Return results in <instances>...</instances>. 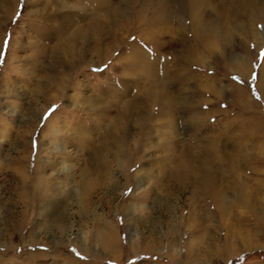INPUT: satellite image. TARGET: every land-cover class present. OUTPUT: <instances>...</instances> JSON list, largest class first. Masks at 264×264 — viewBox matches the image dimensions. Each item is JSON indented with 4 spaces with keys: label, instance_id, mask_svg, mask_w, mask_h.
<instances>
[{
    "label": "rangeland",
    "instance_id": "374dc122",
    "mask_svg": "<svg viewBox=\"0 0 264 264\" xmlns=\"http://www.w3.org/2000/svg\"><path fill=\"white\" fill-rule=\"evenodd\" d=\"M91 1L0 0V264H264V1Z\"/></svg>",
    "mask_w": 264,
    "mask_h": 264
},
{
    "label": "bare ground",
    "instance_id": "6f19581e",
    "mask_svg": "<svg viewBox=\"0 0 264 264\" xmlns=\"http://www.w3.org/2000/svg\"><path fill=\"white\" fill-rule=\"evenodd\" d=\"M94 1V4H95V7L93 8L92 7V12H94V14H95V16L96 15H98V13L100 12V10H102V11H107V12H109L110 10H112L111 9V6H110V3H109V1L110 0H93ZM145 1H147V2H150V3H152V5H154L155 7V9H152L153 11L155 10V14H156V17H158V18H163V17H167V18H169V20L170 21H172V18H173V16H175L176 14L174 13V11H173V9L171 8V3H170V0H157L158 1V3L159 4H157L155 1H152V0H145ZM241 0H236L235 2H237V3H239ZM244 1H246V0H244ZM264 1V0H263ZM86 2H88V0H86ZM90 2H92L91 0H90ZM90 2H88V3H90ZM205 2H206V0H180V4H181V8L183 7V9H185V10H187L188 12L190 11V14H191V16H192V18H195V22H194V24H193V28H194V30L196 31V32H200L201 34H203V35H205V34H207V35H209L210 33H213V30H214V27H213V25H211V23L209 22V23H207V22H205V20H204V16H205V14H206V8H204L205 6ZM81 3H82V1H81ZM243 3V2H242ZM241 4V3H240ZM240 4H238V6H236L235 7V9L233 10V12L235 13V14H238V13H240ZM222 5H224L225 6V2H223V3H220V4H218V5H216L217 6V8L219 7V6H222ZM144 6V5H143ZM151 7H153V6H151ZM179 8V7H178ZM120 10H122V9H120ZM145 10V9H144ZM149 10V9H148ZM151 10V11H152ZM182 10V9H181ZM219 11H221V12H219V14H222V15H224V13L223 12H225V11H228V10H225L224 8L223 9H221V8H219L218 9ZM225 10V11H224ZM152 11V12H153ZM119 12V11H118ZM117 12V10H116V12H109L110 13V15L111 14H117L118 13ZM89 13V12H88ZM121 13H123L122 11L121 12H119L118 14H119V16H122L121 15ZM141 13V12H140ZM144 13V12H143ZM92 14V13H91ZM231 14V13H230ZM125 15V14H124ZM231 15H234L233 13L231 14ZM92 16V15H91ZM160 16V17H159ZM112 17V16H111ZM124 17V16H123ZM98 18V17H97ZM108 18V17H107ZM204 20V21H203ZM94 23V24H93ZM92 24H91V26H90V29H92L93 31H96L97 29H100L99 27H100V25H99V23H100V20H99V18L95 21V22H93ZM112 23V22H111ZM108 25L110 24V23H107ZM94 28H93V27ZM216 29V28H215ZM79 30V31H78ZM78 30H77V32H76V35L77 36H79L80 37V32H83V33H85V32H88L89 31V29H87V28H85V27H78ZM100 30H102V29H100ZM104 30V29H103ZM90 33V32H89ZM88 34V33H87ZM82 37H84L83 35H81ZM94 36V35H93ZM89 38V37H88ZM76 40H77V37H76ZM71 51H73V49L71 48V49H69V52H71ZM76 51V50H75ZM77 52V51H76ZM79 52V51H78ZM82 52H84V51H82ZM71 55V54H70ZM146 56V55H145ZM147 57V56H146ZM128 59V58H127ZM138 59H140V58H138ZM128 60H130V59H128ZM133 60V59H132ZM144 60V62H145V58H141L140 59V61L138 62V63H142L141 61H143ZM131 63H134V61H131ZM73 65V64H72ZM75 65V64H74ZM70 66H71V64H70ZM131 66V65H130ZM72 67V66H71ZM128 68V67H127ZM245 69H246V65H245V67H244ZM262 84H264V80H263V83ZM263 86V85H262ZM57 129V128H56ZM54 131H56L55 129H54ZM40 146V145H39ZM52 149V148H51ZM41 150V149H40ZM38 163V162H37ZM40 173H41V167L39 168V170H38V175H39V177H42L43 178V176H40Z\"/></svg>",
    "mask_w": 264,
    "mask_h": 264
},
{
    "label": "snow or ice",
    "instance_id": "6c2138e0",
    "mask_svg": "<svg viewBox=\"0 0 264 264\" xmlns=\"http://www.w3.org/2000/svg\"><path fill=\"white\" fill-rule=\"evenodd\" d=\"M4 45H5V47H7L9 45V40H5ZM105 68H107V65H105ZM45 119H48V117H45ZM35 147H36V142L33 141V148H35ZM129 192H131V189L129 190Z\"/></svg>",
    "mask_w": 264,
    "mask_h": 264
}]
</instances>
